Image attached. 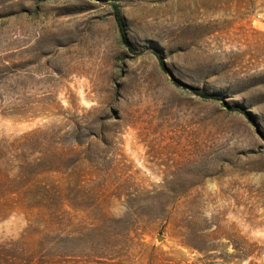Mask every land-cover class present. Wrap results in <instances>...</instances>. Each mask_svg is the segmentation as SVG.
<instances>
[{
    "label": "rangeland",
    "instance_id": "obj_1",
    "mask_svg": "<svg viewBox=\"0 0 264 264\" xmlns=\"http://www.w3.org/2000/svg\"><path fill=\"white\" fill-rule=\"evenodd\" d=\"M0 264H264V0H0Z\"/></svg>",
    "mask_w": 264,
    "mask_h": 264
},
{
    "label": "trees",
    "instance_id": "obj_2",
    "mask_svg": "<svg viewBox=\"0 0 264 264\" xmlns=\"http://www.w3.org/2000/svg\"><path fill=\"white\" fill-rule=\"evenodd\" d=\"M113 9H114V19L115 22L117 24L118 30L120 32V36H121V41L127 46L129 47L131 50V46L126 38L125 32H124V25L120 16V11H119V6L117 4L113 5ZM205 98H212V99H217V100H221L220 97L217 96H203Z\"/></svg>",
    "mask_w": 264,
    "mask_h": 264
}]
</instances>
